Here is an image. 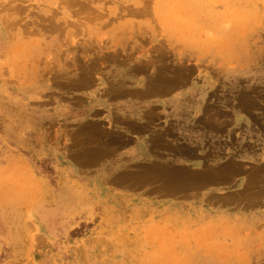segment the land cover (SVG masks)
Masks as SVG:
<instances>
[{
  "label": "rangeland",
  "instance_id": "374dc122",
  "mask_svg": "<svg viewBox=\"0 0 264 264\" xmlns=\"http://www.w3.org/2000/svg\"><path fill=\"white\" fill-rule=\"evenodd\" d=\"M234 116L264 132V0H0V264H264Z\"/></svg>",
  "mask_w": 264,
  "mask_h": 264
},
{
  "label": "crops",
  "instance_id": "0c3cea01",
  "mask_svg": "<svg viewBox=\"0 0 264 264\" xmlns=\"http://www.w3.org/2000/svg\"><path fill=\"white\" fill-rule=\"evenodd\" d=\"M233 120L235 125H232L229 120L225 126H220L221 128H213L212 130L209 128L207 132L205 131L206 138L215 146L214 148H238L242 150L264 148V132L261 126L256 124L249 126L246 120L241 117L236 119L234 116ZM205 136H201V140H204Z\"/></svg>",
  "mask_w": 264,
  "mask_h": 264
}]
</instances>
